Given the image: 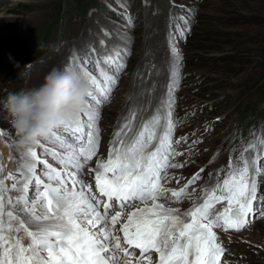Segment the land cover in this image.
<instances>
[{"label":"rangeland","instance_id":"374dc122","mask_svg":"<svg viewBox=\"0 0 264 264\" xmlns=\"http://www.w3.org/2000/svg\"><path fill=\"white\" fill-rule=\"evenodd\" d=\"M76 1L0 0V15L4 14L2 8L19 2L44 5L38 11L39 20H23L20 14L9 12L5 21H0V131L4 132L0 137L14 157L13 170L7 172L5 164L3 175L17 170L21 154L26 151L18 145L12 124L7 103L10 94L33 89L31 81L37 76V83L41 84L54 67L76 68L86 56L93 62L88 65L89 70L100 78L93 66L95 60L113 54L116 47L127 48V67L112 93L111 103L101 108L100 148L88 165L94 168L97 158H107L114 133L130 116V109L138 108L139 99H135L134 93L140 86L144 97L154 96L160 89L159 98L167 99L174 60L169 47L172 33L183 56L180 87L175 93L174 120L178 126L174 141L186 136L187 142L175 145L176 151L184 154L177 155L172 162L185 166L168 169L171 181L165 187L179 189L200 169L204 171L200 173L202 178L189 188L191 199L161 202L176 206L181 212L182 208L189 210L202 203V190L217 183L218 170L224 169L219 173L222 180L229 158L235 161L250 142L264 135V0ZM181 17L187 18L191 27L183 36L176 28L177 24L180 29L184 27ZM34 30L48 32L45 44L37 52L29 47ZM101 67L107 68L103 64ZM134 78L140 84L133 85ZM154 114L151 112L141 121L134 136ZM162 131L163 126L158 135ZM196 140L201 142L194 144ZM42 142L63 151L57 144L44 139ZM155 146L153 143L152 148ZM32 147L41 153L38 145ZM255 154L245 153L249 159ZM43 158L60 167L51 156ZM172 177H180L179 184ZM85 180L95 191L94 175H86ZM6 183L10 186L12 181ZM255 206L259 208V203ZM214 230L227 249L222 264L225 260L227 264H264V217L255 219L240 232ZM136 252L139 255V250ZM152 258L155 261L157 254L153 252Z\"/></svg>","mask_w":264,"mask_h":264},{"label":"snow or ice","instance_id":"6c2138e0","mask_svg":"<svg viewBox=\"0 0 264 264\" xmlns=\"http://www.w3.org/2000/svg\"><path fill=\"white\" fill-rule=\"evenodd\" d=\"M181 19L183 29L178 24L176 28L183 36L191 27L187 18ZM169 47L174 60L167 99L126 143L137 114L130 109V116L114 133L107 158H97L94 168L88 165L100 148L101 108L111 103L130 52L116 47L113 54L98 57L93 66L100 78L89 70L93 63L89 56L76 68H66L83 75L91 86L86 109L71 125L44 139L63 151L40 140L36 145L41 153L27 148L15 172L4 176L5 166L0 164V264H222L227 249L214 229L240 232L264 217V135L250 142L235 161L229 158L222 180L219 173L224 169L218 170L217 183L202 190V203L181 213L161 202L191 199L189 188L204 171L200 169L179 189L165 187L168 169L185 166L172 162L184 154L175 145L187 142L186 136L174 141L175 93L183 56L172 33ZM248 151H255V156L247 158ZM43 156H51L60 167ZM86 175H94L97 191L86 183ZM172 179L179 184V179Z\"/></svg>","mask_w":264,"mask_h":264},{"label":"clouds","instance_id":"9594fccd","mask_svg":"<svg viewBox=\"0 0 264 264\" xmlns=\"http://www.w3.org/2000/svg\"><path fill=\"white\" fill-rule=\"evenodd\" d=\"M90 92L83 75L54 67L38 87L10 94L7 103L18 145L27 149L71 125L86 109Z\"/></svg>","mask_w":264,"mask_h":264},{"label":"bare ground","instance_id":"6f19581e","mask_svg":"<svg viewBox=\"0 0 264 264\" xmlns=\"http://www.w3.org/2000/svg\"><path fill=\"white\" fill-rule=\"evenodd\" d=\"M43 6L44 5L42 3H40V2L39 3H37V2L36 3L29 2V3L25 4V5H21L20 2L17 3V4L15 3V5L13 7H4V8L1 9L4 14L3 15H0V21H5L4 20V17L9 12H13L14 14H18V15L20 14L21 15V19H23V20H39V19H41V16H40V12H38V11H40ZM41 76H44V73H41ZM32 78H31V80H32ZM155 80H157V78ZM37 81H39V78L37 76H36V78H34L31 81V85H35V86H32L33 89L36 88V87H38L40 85V83L39 82L37 83ZM40 81H43V80L41 79ZM156 82L159 83L158 81H156ZM132 84L133 85H136V84L138 85V84H140V80L138 78L137 79L134 78L132 80ZM159 91H160V89L156 91V93L154 94V96H146V97H144V95H143V88H142V86H140L137 89V92L134 93L135 99H137V97L139 99V104H138V108H136L137 114H136V117H135L134 124L132 125V131L131 132H128L127 133V136L125 137V142L126 143L134 137V133L137 131V128L140 125L141 121L143 119H145V117L148 114H150L151 112H156V109L160 106V104H161V98H159V97H161L162 95L160 94L158 96ZM161 92L162 91H160V93ZM127 109H128V105H127ZM102 154H104V153L101 152V155ZM10 157H12V159H10ZM101 158H103V157H101ZM13 159H14L13 155L11 153H9V150H8L5 142H3V140L0 137V164H3V165L7 164V166H8L7 167V172L10 169H11V171L13 170ZM6 175H7V173L4 176H6ZM176 178L179 179L180 177H176ZM169 180H170V178H169ZM166 206L178 208L176 206H171V205H169L167 203H166ZM182 209H183V212L187 211V209H184V208H182ZM183 212H181V213H183ZM118 226H119V224L116 227L118 228ZM121 235H122V233H121Z\"/></svg>","mask_w":264,"mask_h":264},{"label":"trees","instance_id":"16d2710c","mask_svg":"<svg viewBox=\"0 0 264 264\" xmlns=\"http://www.w3.org/2000/svg\"><path fill=\"white\" fill-rule=\"evenodd\" d=\"M80 0H77L76 2L79 3ZM47 31H33L31 34V40L29 43L30 51H40L42 46L46 42V36H47Z\"/></svg>","mask_w":264,"mask_h":264}]
</instances>
